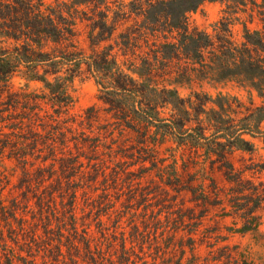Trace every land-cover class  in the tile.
Instances as JSON below:
<instances>
[{"label": "trees", "instance_id": "obj_1", "mask_svg": "<svg viewBox=\"0 0 264 264\" xmlns=\"http://www.w3.org/2000/svg\"><path fill=\"white\" fill-rule=\"evenodd\" d=\"M207 2L225 5L211 32L189 21ZM84 75L102 106L77 113ZM227 83L260 104L178 91ZM255 140L264 0H0V264H239L202 227L215 211L259 232L264 180L244 172L264 164L231 159Z\"/></svg>", "mask_w": 264, "mask_h": 264}, {"label": "rangeland", "instance_id": "obj_2", "mask_svg": "<svg viewBox=\"0 0 264 264\" xmlns=\"http://www.w3.org/2000/svg\"><path fill=\"white\" fill-rule=\"evenodd\" d=\"M260 1V0H259ZM225 5L220 2L205 3L202 5L197 12L190 14L189 21L191 27H197L199 29L212 31L213 25H215L224 15ZM250 28H261V24L258 19L255 20L253 24H249ZM243 31L242 25H236L234 28L236 38H240ZM85 38L81 39L82 45L87 46L84 41ZM26 82L23 79L16 78L13 81V90H18L19 88L24 87ZM32 90H37L39 85L30 84ZM75 105L74 111L77 113H82L86 109L97 106L101 108V102L98 100V87L95 83V80L92 77L84 75L75 80L73 84ZM179 94L182 98L188 99L192 96L194 92L201 94H207L212 97L213 101L219 94L227 96L229 98H237L245 105L249 106L250 103L254 105L260 104V100L257 97H251L248 92L237 86L235 83L219 84V85H204L203 87L196 86L194 89L188 87H182L178 89ZM215 107V104L209 102L207 108ZM104 115V114H103ZM131 141L126 144H130ZM255 151L253 153H247L243 151H236L231 159L235 167L239 171H245L248 166L252 163L254 164H264V146L260 140H255ZM16 165L10 163V168H15V173L12 176V181L17 183L18 178L21 176L20 168L15 167ZM140 166H135L134 170H137ZM244 176L247 178L258 179L259 177L264 180V173L254 175L251 171L246 170ZM151 176H148L143 180L144 185L150 184ZM217 178L220 183H224L221 174L217 175ZM258 215L261 216L262 226L258 233H247L239 234L229 232L228 229L233 228L237 229L240 225H235V219L232 217L222 218L218 216L217 212L211 211L202 227V229H211L215 230L217 235L227 238L225 242H220L219 247L225 244H228L232 247L236 246V249H233L235 257L237 258L239 264H264V209H262ZM93 231L98 237L99 234H96V228L93 226ZM208 253L206 246L200 249L201 256H205ZM38 261L41 262L42 259L38 258ZM21 264V263H17Z\"/></svg>", "mask_w": 264, "mask_h": 264}]
</instances>
